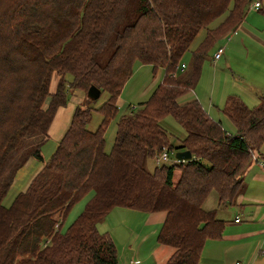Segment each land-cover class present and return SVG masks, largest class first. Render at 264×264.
Here are the masks:
<instances>
[{
    "label": "trees",
    "instance_id": "obj_1",
    "mask_svg": "<svg viewBox=\"0 0 264 264\" xmlns=\"http://www.w3.org/2000/svg\"><path fill=\"white\" fill-rule=\"evenodd\" d=\"M131 1L0 0V264H118L111 236L97 228L114 207L164 212L157 238L171 248L165 264H197L204 240L223 230L217 211L235 203L252 152L264 142V96L254 107L227 96L223 113L235 134L197 99H179L195 88L214 37L234 30L253 0H137L128 19ZM201 29L204 38L190 50ZM134 60L163 69V79L147 100L119 116L105 152L104 134ZM90 85L108 94L95 109L102 115L97 127L87 128L93 109L77 104L47 162L4 206L17 171L29 158L42 161L57 108L77 89L86 97ZM166 116L183 135L162 124ZM164 149L189 150L191 158L148 171L145 159ZM88 192L62 232L61 221Z\"/></svg>",
    "mask_w": 264,
    "mask_h": 264
},
{
    "label": "rangeland",
    "instance_id": "obj_2",
    "mask_svg": "<svg viewBox=\"0 0 264 264\" xmlns=\"http://www.w3.org/2000/svg\"><path fill=\"white\" fill-rule=\"evenodd\" d=\"M136 1L137 0H132L127 7L126 13L128 19H132L135 15V6L137 7ZM223 16L224 15L212 21L209 24V27H211L210 29L218 26L217 24ZM243 20L244 21L241 25L245 26L246 29L239 27L238 29H235V33L234 30H230L214 37L210 43L207 51V57L202 64L200 77L193 89V92H188L185 96L180 98V102H186L189 101L190 98L196 97L205 110H209L213 113L212 115L214 119L221 120L222 126L230 134H235L236 128L222 112L227 96L235 94L248 107H254L259 102L255 93L259 92L264 94V0H262V6L259 10L251 8L250 4L249 8L245 12ZM251 32H253L257 38H252ZM205 34V29H201L197 33L190 45V50L204 38ZM227 37H230V39L228 40ZM222 46H224V54L222 57L219 60L213 59L216 50ZM190 50H188L182 58V61L186 65H188L190 61ZM103 56H105V54ZM104 59V57H101V60ZM163 75V69L157 68L153 71L151 65L143 64L138 60H134L131 74L125 81L121 93L117 98V113L110 120L104 134L105 152L111 151L115 137L116 122L119 116L127 113L129 111V107H135L139 102L147 100L153 89L162 81ZM67 79H70V77L67 76ZM243 93L246 95L249 93L250 97L245 98ZM73 94L74 95L68 93L69 100L77 99V104L81 103L83 106L88 105L93 109L87 128L94 130L102 118L101 113L95 109L106 101L108 97L107 92L102 91L96 100L86 98L85 92L82 90L77 89L73 92ZM242 98H244V100ZM162 124L175 135L181 136V133H183L182 128L176 123L172 116H166L162 121ZM170 142L173 145L177 143V139L174 135L170 136ZM56 145L57 143L52 140L46 141L41 146L40 153L42 161L31 158L17 171L6 195L2 199L4 206H10L16 194L25 189L33 174L41 165L47 162ZM260 150L262 151V154H264V142L262 143ZM174 152V149L169 152V158L167 160L157 161L156 157L145 159V168L148 171H152L156 166L170 164L171 162L176 161L174 158ZM90 195V192L86 193L81 199L72 205L64 220L61 221L60 230L62 232L67 230L68 226L83 210L85 205L84 203ZM214 201L215 196L212 193V195L207 198L205 206L207 208L213 207ZM231 205L234 206L235 204ZM230 210L234 211L236 209L232 207ZM106 216L104 218H106ZM116 217V214L111 215V217L108 215V217L104 219L105 221L102 222V225H98L97 228L102 232L104 229L111 230L112 228L115 231L120 225V222ZM129 218L133 219V216ZM130 221L131 220L126 219L125 216H122V224H126L127 229L129 228V232L132 229L129 227ZM136 236L137 235L133 234L129 238L131 240L122 237H118V240L115 238V241L112 239L117 250L118 264H123V258L129 257L131 252V249L128 246L129 244H131L132 249L136 248V244L133 245V239ZM143 247L144 245L142 248Z\"/></svg>",
    "mask_w": 264,
    "mask_h": 264
},
{
    "label": "crops",
    "instance_id": "obj_3",
    "mask_svg": "<svg viewBox=\"0 0 264 264\" xmlns=\"http://www.w3.org/2000/svg\"><path fill=\"white\" fill-rule=\"evenodd\" d=\"M259 9L256 8V10ZM243 21L235 29L239 27L246 29L245 26L241 25ZM251 33L252 38H257L253 32ZM227 39L229 40L230 37H227ZM223 54L224 50L218 60ZM56 83L57 77L53 75L49 87L50 92L55 90ZM191 91L193 92V90L189 92ZM255 94L257 100L260 99V96L264 95L259 92ZM244 96L245 98L250 97L249 93L247 95L244 94ZM192 99H196V97L190 98V100ZM242 99L244 100V98ZM77 102V99L68 100L64 106L57 108L48 127L47 141L52 140L58 143L69 125ZM206 112L214 119L213 113L209 110H206ZM215 120L220 121L222 125L221 120ZM183 134L181 133V135ZM243 181L242 189L236 196L235 205L218 209L217 217L223 219L225 222L223 230L219 237L206 238L204 240L197 264H233L236 260L245 261L247 264H264V154H262L260 149L258 152L255 150L252 152L251 161L243 173ZM29 182L30 180L28 184ZM232 207L236 210H230ZM113 214L117 215L116 218L120 222V225L115 231L112 228L111 230L104 229L103 232L111 235L114 241L115 238L118 240V237L129 239L133 234L137 235L133 239V245L136 244V248L132 249L131 244L128 245L131 252L129 257L123 258L122 263L134 259L137 261L135 264H165L171 253V248L168 245L161 244L157 238L161 223L164 219V212H147L130 207H114L108 212L106 218L108 215L111 217ZM122 216L131 220L129 223V227L132 228L130 232L126 224H122ZM131 216H133V219L129 218ZM237 216H239V220L235 221ZM104 219L97 224V227L98 225H102V222L105 221ZM143 245L144 247L142 248Z\"/></svg>",
    "mask_w": 264,
    "mask_h": 264
},
{
    "label": "built area",
    "instance_id": "obj_4",
    "mask_svg": "<svg viewBox=\"0 0 264 264\" xmlns=\"http://www.w3.org/2000/svg\"><path fill=\"white\" fill-rule=\"evenodd\" d=\"M260 6V0H255V1H253L252 2V5H251V7L252 8H258ZM223 50H224V47L222 46V47H219L217 50H216V52H215V54H214V57H213V59H218L220 56H221V54L223 53ZM184 67H185V64H181V69H184ZM169 158V155H168V152L164 149L162 152H160V154L156 157V160L157 161H159V160H167ZM239 220V216H237L236 218H235V221H238ZM137 261L136 260H134V259H130V260H128L127 262H125L124 264H135ZM233 264H247L245 261H242V260H236V261H234V263Z\"/></svg>",
    "mask_w": 264,
    "mask_h": 264
},
{
    "label": "water",
    "instance_id": "obj_5",
    "mask_svg": "<svg viewBox=\"0 0 264 264\" xmlns=\"http://www.w3.org/2000/svg\"><path fill=\"white\" fill-rule=\"evenodd\" d=\"M100 89L94 85H90L86 91V97L91 100H96L100 96ZM174 158L178 161H186L191 158V152L189 150H176L174 152Z\"/></svg>",
    "mask_w": 264,
    "mask_h": 264
}]
</instances>
